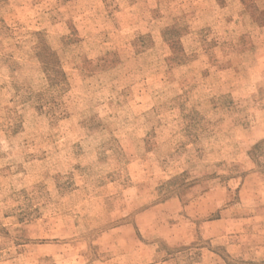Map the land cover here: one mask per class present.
Wrapping results in <instances>:
<instances>
[{
  "label": "rangeland",
  "instance_id": "374dc122",
  "mask_svg": "<svg viewBox=\"0 0 264 264\" xmlns=\"http://www.w3.org/2000/svg\"><path fill=\"white\" fill-rule=\"evenodd\" d=\"M0 264H264V0H0Z\"/></svg>",
  "mask_w": 264,
  "mask_h": 264
}]
</instances>
